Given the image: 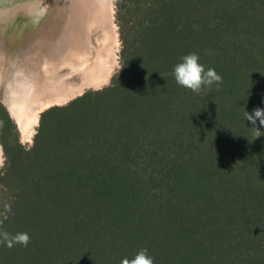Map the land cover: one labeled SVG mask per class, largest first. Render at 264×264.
Instances as JSON below:
<instances>
[{"label": "trees", "instance_id": "1", "mask_svg": "<svg viewBox=\"0 0 264 264\" xmlns=\"http://www.w3.org/2000/svg\"><path fill=\"white\" fill-rule=\"evenodd\" d=\"M120 68L41 112L34 142L2 129L0 264H264V0H115ZM191 53L222 81L199 92ZM0 241L3 238L0 237Z\"/></svg>", "mask_w": 264, "mask_h": 264}, {"label": "bare ground", "instance_id": "2", "mask_svg": "<svg viewBox=\"0 0 264 264\" xmlns=\"http://www.w3.org/2000/svg\"><path fill=\"white\" fill-rule=\"evenodd\" d=\"M114 12L113 0H0V61L10 55L3 100L24 139H32L43 110L110 80L119 42ZM94 29L106 34L90 60ZM23 40L27 50L14 49Z\"/></svg>", "mask_w": 264, "mask_h": 264}, {"label": "clouds", "instance_id": "3", "mask_svg": "<svg viewBox=\"0 0 264 264\" xmlns=\"http://www.w3.org/2000/svg\"><path fill=\"white\" fill-rule=\"evenodd\" d=\"M199 56L191 53L182 58V62L174 67V76L177 83L185 88L191 89L194 92H199L201 86H211L213 83L219 84L222 77L218 75L215 69L209 68L205 71L203 65L198 63ZM246 119L251 122L253 128L258 132L259 128L256 127L257 121L261 127H264V109L256 108L251 113L246 111ZM0 237L4 242L12 247L14 243L23 244L27 246L30 237L27 233H17L14 237L9 238L7 233L0 232ZM121 264H153L152 258L147 254V249L140 250L133 258H125Z\"/></svg>", "mask_w": 264, "mask_h": 264}, {"label": "rangeland", "instance_id": "4", "mask_svg": "<svg viewBox=\"0 0 264 264\" xmlns=\"http://www.w3.org/2000/svg\"><path fill=\"white\" fill-rule=\"evenodd\" d=\"M113 3H114V9H115V12H114V21L117 25V28L116 30L118 31V38H119V42L115 48L116 50V60H115V64H114V68H113V72H112V75L120 68V55H121V47H122V37H121V31H120V27H119V24L117 22V5H116V1L113 0ZM59 6V1L58 3L56 4V8ZM47 26L49 27V24H47ZM44 28V27H43ZM106 34V31H104L103 29H94L92 30L91 34H90V43H91V53L88 55V58L90 60H94L96 59L97 55H98V52L99 50L102 48L103 46V38ZM21 43H19L18 45L15 44L14 46H16L14 49H19V52H23V51H26L27 50V47H28V42L26 40H23V41H20ZM13 46V47H14ZM99 49H98V48ZM9 48L6 47V50H8ZM9 57L10 55H7L6 57H4V59H2L0 61V106L2 108H5L7 114L9 115V118L11 119L12 121V124L15 125L16 127V130L18 132V135H19V139L20 141L26 145V146H30L32 145V143L34 142V136L38 130V126H39V123L38 125L35 127V133L32 137V139H24L22 134H21V131L19 129V126L17 124V121L14 119V117L11 115V112L9 111L5 101L3 100V96H4V91H5V88H6V85H7V78L9 77V72H10V69H9ZM93 57V58H92ZM65 67V66H64ZM68 69H65V71H67ZM64 71V72H65ZM111 75V77H112ZM72 78H74V80H80V76L78 75V72L76 71H73V75L71 76ZM111 82V78L110 80L105 83L104 85H102L101 87L99 88H94V87H90V88H86L85 90H83V92H81V94H83L84 92H86L87 90H97V89H101L103 88L104 86H107L109 83ZM80 94L76 95V96H79ZM75 96V97H76ZM74 98V97H73ZM71 100V99H70ZM67 103V102H66ZM65 103V104H66ZM54 105H58V104H54ZM61 105V104H60ZM64 105V104H62ZM53 106V105H52ZM0 107V108H1ZM49 108V107H48ZM47 109V108H46ZM41 115V113H40ZM0 117H2L1 119H3L2 123L4 124V126L6 127V131H9L11 132V124H9L8 122L5 121V118L4 116L0 115ZM40 120V118H39ZM2 129L0 127V144H1V136H2ZM1 150H0V168L3 166L4 164V150H3V147L1 145Z\"/></svg>", "mask_w": 264, "mask_h": 264}, {"label": "water", "instance_id": "5", "mask_svg": "<svg viewBox=\"0 0 264 264\" xmlns=\"http://www.w3.org/2000/svg\"><path fill=\"white\" fill-rule=\"evenodd\" d=\"M68 102V101H67ZM44 111V110H43Z\"/></svg>", "mask_w": 264, "mask_h": 264}]
</instances>
